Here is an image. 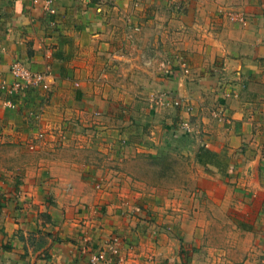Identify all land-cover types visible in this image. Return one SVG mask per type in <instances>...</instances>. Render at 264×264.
Here are the masks:
<instances>
[{
    "label": "crops",
    "instance_id": "crops-1",
    "mask_svg": "<svg viewBox=\"0 0 264 264\" xmlns=\"http://www.w3.org/2000/svg\"><path fill=\"white\" fill-rule=\"evenodd\" d=\"M53 7L0 0V264H90L114 234V264H264V0ZM16 60L46 79L14 98ZM135 154L191 182L142 195Z\"/></svg>",
    "mask_w": 264,
    "mask_h": 264
},
{
    "label": "rangeland",
    "instance_id": "rangeland-1",
    "mask_svg": "<svg viewBox=\"0 0 264 264\" xmlns=\"http://www.w3.org/2000/svg\"><path fill=\"white\" fill-rule=\"evenodd\" d=\"M228 8V17H230L232 20L239 21L233 19V14H240L244 17V22L247 21L248 15H246L244 12H242L241 10H237L232 6H229ZM42 134L43 133H40V136ZM163 151L167 152L165 150ZM96 153L98 155L99 151H97ZM4 154L8 156L9 153L7 150H5ZM16 156H18V160H22L24 157L19 153H17ZM133 156L134 157L132 158L129 157L114 161L123 164V171H125L127 174L125 176H122L120 180L128 182L129 178L133 179L132 181L134 183L139 184V192H141L142 195L150 196V198H152L154 195H160V198L165 199L166 197H169L170 193H172L173 195L181 193L175 191L170 192L168 190L170 186H180L185 182H191L190 176L188 175V168L189 166L192 167L193 163L185 162L180 159L169 158L168 155L165 154H163L160 159L153 158L147 154H135ZM108 179L111 180L110 178ZM159 185L162 186V189L167 190H158Z\"/></svg>",
    "mask_w": 264,
    "mask_h": 264
},
{
    "label": "built area",
    "instance_id": "built-area-1",
    "mask_svg": "<svg viewBox=\"0 0 264 264\" xmlns=\"http://www.w3.org/2000/svg\"><path fill=\"white\" fill-rule=\"evenodd\" d=\"M58 0H34V2L42 5L43 10L48 13H54L55 9L53 4ZM233 19L245 21L244 17L240 14H233ZM186 70V67H184ZM10 72L13 77V82L8 84H3V87H8L7 91L11 97L17 98L22 97L31 90L37 89L41 84L44 83L46 79V74L43 72H35L24 65L21 61L16 60L11 64ZM177 72L175 70L168 71V77H175ZM176 107H184L187 110L192 109V105L187 102L186 99H174L173 101ZM7 104L13 106V100H8ZM181 127L189 131L190 122L189 120H183L181 122ZM94 244V243H93ZM122 244L121 236L114 234L108 239H105L103 247L92 246L90 264H114V256L118 255L120 252V247Z\"/></svg>",
    "mask_w": 264,
    "mask_h": 264
}]
</instances>
